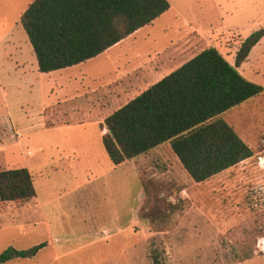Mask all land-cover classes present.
<instances>
[{
  "label": "rangeland",
  "instance_id": "rangeland-1",
  "mask_svg": "<svg viewBox=\"0 0 264 264\" xmlns=\"http://www.w3.org/2000/svg\"><path fill=\"white\" fill-rule=\"evenodd\" d=\"M32 1L0 0V20L5 23L1 31L12 35L30 64L35 54L20 16ZM167 1L165 17L89 65L104 70L113 65V75L121 72L115 81L121 88L117 101L106 106L100 97L80 98L72 109L88 107L92 115H110L125 104L123 92L129 101L208 47L216 48L247 80L264 89V0ZM250 32L259 33L260 44L251 56ZM42 96L35 92L9 99V118L22 137L13 133L2 139L10 143L19 139L20 147L14 149L18 155L22 151L30 164L37 200L0 201V254L43 246L34 255L0 264H264V92L221 116L253 150L234 167L188 184L186 174L179 181L161 176L159 162L151 171L142 170L141 176L133 164L124 163L81 189L80 180L67 169L66 173L56 169V157L58 150L72 145L101 146L100 122L69 132L45 126L43 103L54 106L57 99H65L57 91ZM69 106L60 105L58 110ZM5 110L0 102V117ZM174 182L184 185L185 191L181 194L179 188L170 197ZM129 220L135 223L126 228Z\"/></svg>",
  "mask_w": 264,
  "mask_h": 264
},
{
  "label": "trees",
  "instance_id": "trees-1",
  "mask_svg": "<svg viewBox=\"0 0 264 264\" xmlns=\"http://www.w3.org/2000/svg\"><path fill=\"white\" fill-rule=\"evenodd\" d=\"M169 8L167 0H33L20 24L39 71L48 73L117 46ZM257 34L250 35V47ZM263 92L208 47L106 117L102 144L113 165L120 166L169 142L187 174L202 183L253 155L221 116ZM35 194L27 168L0 169L1 202H27ZM41 246L7 249L0 263L34 255Z\"/></svg>",
  "mask_w": 264,
  "mask_h": 264
},
{
  "label": "crops",
  "instance_id": "crops-1",
  "mask_svg": "<svg viewBox=\"0 0 264 264\" xmlns=\"http://www.w3.org/2000/svg\"><path fill=\"white\" fill-rule=\"evenodd\" d=\"M167 12L168 11L149 25L152 26L157 20L165 17ZM2 20L3 19L0 20V102L5 105L6 114L4 117H0V140L2 141V143L0 141V166H4L5 169L17 168L20 166L25 167L31 174L30 164L27 158L23 156V152L20 151L21 155H18L17 150L14 149L15 146L20 147L19 139L16 142L10 143L8 138L2 139V136L4 137L14 133L22 137L21 129H19L17 123L9 118V99H18L23 95L24 97L32 96L35 92H38V94L48 98L49 93L51 94L57 91L62 95L63 99H65L63 100L64 102L57 99L54 106H47L48 103L46 101L43 103L41 114L45 126H56L61 128V130L69 132L72 131V127H79L85 123L93 121L100 122V132L97 139L98 142L100 140L102 143V135L106 133L107 129L102 128L101 126L104 119L109 115H92L93 112L90 111L88 107L80 110L72 109L71 107L72 104L78 102L80 98L100 97V101L104 102L106 106H110L114 100L117 101L116 99L119 98L118 94H121V88L116 85L115 81L122 77L121 72L113 75L111 73L112 71L114 72L113 65H111V67L108 66L105 70L93 65L89 66L93 62L107 56L109 52L115 50V47H111L102 54L78 65L48 73H42L38 69L36 57L34 64L27 62L21 52V48L13 41L12 35L1 31L3 28L5 29V23H3ZM253 33L254 32H250L249 34L251 35ZM259 45L260 44L257 42L254 46H252L253 48L249 53L250 56ZM71 70L78 71L76 73H69ZM162 77L156 78L155 81H153L150 85H147L144 90L158 82L162 79ZM41 78H48V80L43 82ZM140 93L138 92L136 95L130 97L129 101L138 96ZM123 94V96H125L124 100L126 104L128 102L126 99L128 94H125L124 92ZM63 104H69L70 106L68 108H62L63 110H58V107ZM106 106L101 107V109L107 108ZM236 108L237 107L233 109ZM94 109L95 108H93V110ZM76 115L81 116L75 117ZM50 121H52V123ZM74 131L80 135L87 134L84 130L74 129ZM6 140L7 142L4 144V141ZM58 151V156L56 157L58 167H56V169H61V171L65 173V169H67L76 181L80 180V182H78L79 189L83 188V185L87 186L88 184L99 181L104 176L110 174L111 172H115L117 168L121 167V165H113L105 152L103 144L101 146H99V144H96V146L87 144L72 145L71 147L62 148ZM28 153H30V151ZM13 162L18 165L13 166ZM158 162L162 164L163 172L160 174L161 176H166L170 180L179 181V177H183V175L186 174L188 184H190V182L195 183L184 170L178 157L172 151L169 142L161 144L148 151L146 154L127 161L125 164H133L134 172L137 176H141L140 174L142 173V170L144 172H147L148 170L151 171V168ZM33 184L35 188L34 180ZM179 188L182 190L181 194H183L182 192L185 191L184 185L176 182L174 188L175 191L168 192V195L171 197V193L177 192L176 190ZM33 199L37 200V194H35ZM133 218L135 219V216ZM132 223H135V220H129L126 228Z\"/></svg>",
  "mask_w": 264,
  "mask_h": 264
}]
</instances>
